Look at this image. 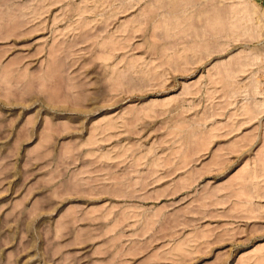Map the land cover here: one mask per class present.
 <instances>
[{
  "label": "rangeland",
  "instance_id": "1",
  "mask_svg": "<svg viewBox=\"0 0 264 264\" xmlns=\"http://www.w3.org/2000/svg\"><path fill=\"white\" fill-rule=\"evenodd\" d=\"M2 1L0 264H264V15L211 51L158 0Z\"/></svg>",
  "mask_w": 264,
  "mask_h": 264
},
{
  "label": "bare ground",
  "instance_id": "2",
  "mask_svg": "<svg viewBox=\"0 0 264 264\" xmlns=\"http://www.w3.org/2000/svg\"><path fill=\"white\" fill-rule=\"evenodd\" d=\"M2 1V0H1ZM10 1V0H9ZM150 1V0H149ZM152 1V0H151ZM155 0H153V2H154ZM220 1H223V0H158V5L160 6V8H163V14H162V16H164V19H166V22H167V19L169 20V21H171V23H172V25H174V27L173 28H178L179 29V31H182L183 33H181L182 35H179V37L177 38V39H175V41L177 42V41H180V39H182L183 40V38H185V36L187 37H191L190 39H191V41H197L198 42V40H196V39H200V38H202L203 36L205 37V39H207L206 40V46L207 47H209L208 49H210L211 48V51H212V45H211V43H210V40L212 39V35L214 34V32H216V31H214L215 30V26H217L218 25V23L220 24V26H223V22H222V15H220V16H217L216 14H215V10L216 9H218V3H220ZM4 2V0L2 1V3ZM49 2V1H48ZM51 2L53 3V1L51 0ZM232 2V1H231ZM6 3V2H5ZM44 3V2H43ZM50 3V2H49ZM49 3H47V4H49ZM51 3V4H52ZM110 3H111V1H110ZM155 3V2H154ZM234 3L235 4H237L236 5V8H233V10H232V14L231 13H229V14H231V15H229V24H231L232 22H231V20H233V23H232V26L235 28V29H238L240 26L242 27L243 26V28H244V30L246 29V26H247V28L249 27L248 26V24L250 23V24H252L253 22H255V26L257 27V29L255 30V29H253V28H256L255 26H253V28H250V29H253L252 30V33H249V28L248 29H246L245 31L242 29V32L244 31L245 33L244 34H246V33H248V34H251V36H253V37H256V38H259V36L261 37L262 36V25H261V19H262V16L264 15L260 10H258V7H256V5H255V3H254V0H235L234 1ZM0 4H1V2H0ZM113 4V3H112ZM115 4V3H114ZM133 4V3H132ZM152 4V3H151ZM3 4H1L0 5V7L2 6ZM44 5V4H43ZM129 5V4H128ZM153 5V4H152ZM112 6V5H111ZM3 7V6H2ZM4 7H5V5H4ZM44 7H46V6H44ZM156 7H158L157 5H156ZM214 7H215V9H214ZM113 8V7H112ZM126 8V7H125ZM131 8V7H130ZM95 9V8H94ZM42 10V9H41ZM150 10V9H149ZM6 12V10H4L3 9V12ZM98 11V10H97ZM115 11V10H114ZM43 12H44V10H43ZM152 12V11H151ZM150 12V13H151ZM161 12H162V9H161ZM108 13H109V11H108ZM114 13V12H113ZM111 14V13H110ZM116 14V13H115ZM114 14V15H115ZM219 14V13H218ZM0 15H1V13H0ZM4 15H5V13H4ZM3 15V16H4ZM113 15V16H114ZM157 15V14H156ZM160 15V14H159ZM150 16H151V14H150ZM217 16V17H216ZM107 17V16H106ZM109 17H111V16H109ZM143 17V16H142ZM156 17H159V16H156ZM155 17V18H156ZM0 18H2V16L0 17ZM162 18V17H161ZM3 19H7V18H2V21L1 22H3L4 20ZM105 19V18H104ZM140 20H141V18H139ZM157 19H159V18H157ZM103 22H104V20H102ZM139 21V20H138ZM152 21V20H151ZM106 22V21H105ZM148 22V21H147ZM102 23V22H101ZM108 23H109V21H108ZM149 23V22H148ZM3 24H5V23H3ZM104 24V23H103ZM145 24V23H144ZM245 24H246V26H245ZM167 25H168V23H167ZM235 25V26H234ZM106 26V25H105ZM219 26V25H218ZM217 26V27H218ZM231 26V27H232ZM230 27V28H231ZM161 28V27H160ZM227 29V30H226ZM225 29V31L226 32H228V33H230L229 32V29H228V27ZM16 30H17V27H16ZM19 30V29H18ZM217 30V29H216ZM13 31H14V28H13ZM242 32H241V34H242ZM158 33V32H157ZM228 33H227V35H228ZM15 34H16V32H15ZM218 33L216 32L214 35H217ZM247 34V35H248ZM3 35V34H2ZM165 35V34H164ZM230 35V34H229ZM166 36L168 37L169 35H167L166 34ZM223 36V35H222ZM15 37H16V35H15ZM214 37V36H213ZM0 38H1V35H0ZM7 38V37H6ZM224 38H228V37H224ZM188 39V38H187ZM215 39H217V38H215ZM165 40V39H164ZM213 41V40H212ZM180 42H182V41H180ZM180 42H179V44H180ZM194 42V43H195ZM203 42V41H202ZM205 42V41H204ZM226 42V41H225ZM171 43H174L173 41L171 42ZM170 43V44H171ZM178 43V42H177ZM191 43V42H190ZM73 44V43H72ZM72 44H70V46L72 45ZM166 44V43H165ZM213 44V43H212ZM74 45V44H73ZM164 45V44H163ZM166 45H168V43L166 44ZM173 45V44H172ZM203 45H204V43H203ZM165 46V45H164ZM260 46H262V45H260ZM263 46H264V44H263ZM95 47V46H94ZM98 47V46H97ZM204 48V47H203ZM204 49H206V48H204ZM95 50V49H94ZM98 50V49H97ZM196 50H198V49H196ZM175 51H176V49H175ZM261 51V50H260ZM259 51V52H260ZM203 52V51H202ZM210 52V51H209ZM262 52V51H261ZM113 53V52H112ZM199 53V52H198ZM204 53V52H203ZM202 53V54H203ZM207 53V52H206ZM196 54H197V52H196ZM263 54V53H262ZM112 55V54H111ZM200 55V54H199ZM198 56V55H197ZM193 57V56H192ZM203 57V55L200 57V59ZM205 57V56H204ZM203 57V58H204ZM197 59H198V57H197ZM65 61V60H64ZM72 62V61H71ZM72 65V64H71ZM71 65H69V66H71ZM65 66H66V64H65ZM62 67H63V65H62ZM67 67H68V65H67ZM68 68H70V67H68ZM91 68V67H90ZM93 68V67H92ZM66 69V68H65ZM61 70H62V68H61ZM88 70V68L85 70V72ZM92 70V69H91ZM89 71V70H88ZM93 71H94V69H93ZM233 71H235V69L233 70ZM95 73V72H94ZM87 74V73H86ZM96 74V73H95ZM98 74V73H97ZM99 76V75H98ZM101 76H103L102 75V73H101ZM100 78V77H99ZM98 78V79H99ZM100 80V79H99ZM101 81V80H100ZM80 84H83V83H80ZM87 84V83H86ZM84 85V84H83ZM80 86V85H79ZM86 86V85H85ZM79 88V87H78ZM80 88H81V86H80ZM83 88V87H82ZM101 93V92H100ZM93 94V93H92ZM95 94V93H94ZM93 94V95H94ZM98 94V93H97ZM93 95L91 96V97H93ZM89 96V95H88ZM95 96H97V95H95ZM85 97H87V95L85 96ZM85 99V98H84ZM87 99V98H86ZM84 101V100H83ZM86 101V100H85ZM94 101V100H93ZM92 101V102H93ZM91 102V103H92ZM93 104V103H92ZM81 107V106H80ZM77 109V108H76ZM85 109V108H84ZM75 110V109H74ZM79 110V109H78ZM80 111H81V109H80ZM84 111V110H83ZM89 111V110H88ZM87 112V111H86ZM79 122V121H78ZM111 124V123H110ZM116 124V123H115ZM115 124H113V126H115ZM110 126V125H109ZM112 126V124H111V127L110 128H114ZM116 127V126H115ZM132 127H135V126H132ZM132 127L130 128V129H132ZM69 128H71V127H69ZM98 128V127H97ZM104 128V127H103ZM107 128V127H106ZM110 128H108V129H110ZM102 129V128H101ZM84 130V129H83ZM94 130V129H93ZM97 130V129H96ZM99 130V129H98ZM104 131H110V130H105V129H103ZM115 130V129H114ZM127 130H128V128H127ZM104 131H102L103 133H104ZM132 131V130H131ZM131 131H128V133L130 132V133H132ZM135 132L137 131V130H134ZM98 132H100V131H98ZM101 132V133H102ZM133 134H135V133H133ZM133 134H129V135H133ZM137 134V133H136ZM106 136H109V135H105V137L103 136V138H104V140L103 141H105V139H106ZM127 136V135H126ZM94 137H95V135H94ZM110 137V136H109ZM90 138V137H89ZM88 138V139H89ZM93 139V138H92ZM102 140V139H101ZM100 140V141H101ZM107 140V139H106ZM99 141V142H100ZM90 144V143H89ZM83 146V145H82ZM100 149V148H99ZM75 150H76V148H75ZM100 151V150H99ZM103 152V151H102ZM81 153V152H80ZM106 153H108V152H106ZM71 154V153H70ZM93 154V153H92ZM100 155V154H99ZM84 156V155H83ZM71 157V156H70ZM96 158V157H95ZM77 159V158H76ZM109 159H110V157H109ZM89 161V160H88ZM87 161V162H88ZM70 163H71V160L69 161ZM73 162H74V160H73ZM65 163V162H64ZM88 163H90V161L88 162ZM92 163V162H91ZM100 163V162H99ZM96 164V163H95ZM91 165V164H90ZM135 165V164H134ZM68 166V165H67ZM87 166H88V164H87ZM107 166V165H106ZM104 167V166H103ZM134 166H133V164H132V168H133ZM87 169V168H86ZM81 172H82V170H81ZM85 172V171H84ZM81 175V174H80ZM149 175V174H148ZM197 177V176H196ZM142 178H143V176H142ZM148 178H149V176H148ZM156 178V177H155ZM160 179V178H159ZM96 180V179H95ZM94 180V181H95ZM119 180V179H118ZM117 180V184H120V186H123V185H121V182L119 183V181ZM145 180H147V177H145ZM149 181V180H148ZM151 181V180H150ZM90 182H92L91 180H90ZM96 182V181H95ZM124 183H125V181H123ZM122 182V183H123ZM77 183H78V181H77ZM130 183V182H129ZM128 183V184H129ZM148 183H152V182H148ZM76 184V183H75ZM128 184H126V185H128ZM133 184V182H131V184L130 185H132ZM136 184V183H135ZM143 184V183H142ZM84 185V184H83ZM95 185V184H94ZM97 185V184H96ZM95 185V186H96ZM137 185H138V183H137ZM145 185H147L146 184V182H145ZM76 186V185H75ZM90 186H91V184H90ZM99 186V185H98ZM113 186H115V183H114V185ZM129 186V185H128ZM126 187V186H124L123 188L125 189V187H126V190H127V192H128V188L130 187H132L131 188V190H133V185L132 186H129V187ZM135 187H136V185H134ZM86 187H88V186H86ZM92 187V186H91ZM101 187V186H100ZM99 187V188H100ZM116 187H117V185H116ZM143 187V186H142ZM94 189H95V187H93ZM103 188H104V186H103ZM102 188V189H103ZM122 188V187H121ZM123 188H122V190H123ZM129 188V189H130ZM85 189V188H84ZM90 189V188H89ZM93 189V190H94ZM97 189V188H96ZM102 189L100 188V189H98L97 190V192H95L94 194H102V192L104 191V189H103V191H102ZM117 190H118V188H116ZM120 189V188H119ZM135 189V188H134ZM102 192H101V191ZM131 190H129V191H131ZM137 190V189H136ZM136 190H133V191H136ZM54 191V190H53ZM52 191V193L54 194V192ZM72 191V190H71ZM75 191H77V190H75ZM100 191V192H99ZM87 192V191H86ZM89 192V191H88ZM92 192V191H91ZM164 192V191H163ZM68 193V192H67ZM70 193V192H69ZM78 193V192H77ZM84 193V192H83ZM105 193V192H104ZM110 193V192H109ZM126 193V192H125ZM132 192H130V195L129 196H131V195H133V194H131ZM161 193V192H160ZM59 194H60V192H59ZM119 194V193H118ZM69 195V194H68ZM162 195H163V193H162ZM72 196V195H71ZM92 196V195H91ZM119 196V195H118ZM152 196V195H151ZM150 196V197H151ZM157 196V195H156ZM47 197V196H46ZM49 197V196H48ZM97 198V197H96ZM157 198V197H156ZM54 203V202H53ZM52 204V203H51ZM48 208H50L49 206H48ZM46 209V208H45ZM75 212V211H74ZM127 214H129V213H127ZM118 215V214H117ZM125 215V214H124ZM133 215V214H132ZM105 217V216H104ZM126 217H127V215H126ZM128 217H129V215H128ZM102 219V218H101ZM124 219H125V216H124ZM124 219H122L121 221H123V222H125L124 221ZM125 220H127V219H125ZM164 220V219H163ZM185 220V219H184ZM183 221V220H182ZM161 222H162V219H161ZM160 222V223H161ZM154 223V222H153ZM160 223H158V224H160ZM177 223V222H176ZM181 223H183V222H181ZM119 224V223H118ZM121 225V224H120ZM127 224H125V226H126ZM142 225V224H141ZM140 225V226H141ZM181 224H179V226H180ZM122 226V225H121ZM115 227V226H114ZM130 227V226H129ZM139 227V226H138ZM174 227H175V225H174ZM100 228H101V226H100ZM147 228V227H146ZM149 228V227H148ZM121 229V228H120ZM120 229H118V230H120ZM126 229V228H125ZM122 230H123V228H122ZM136 230V229H135ZM151 230V229H150ZM94 231H95V229H94ZM115 231V230H114ZM137 231V230H136ZM139 232V231H138ZM102 233V232H101ZM118 233V232H117ZM121 233V232H120ZM119 233V234H120ZM103 234V233H102ZM131 234H132V232H131ZM139 234H141V233H139ZM151 234V233H150ZM152 234H154V232L152 233ZM122 235V234H121ZM134 235L136 236V234L134 233ZM99 236V235H98ZM119 236V235H118ZM118 236H116V237H118ZM124 236H125V234H124ZM132 236V235H131ZM149 236V235H148ZM154 236V235H153ZM156 236V235H155ZM96 237H97V235H96ZM94 238V237H93ZM156 238V237H155ZM116 239V238H115ZM130 239V238H129ZM114 241V240H113ZM117 241H118V239H117ZM108 242V241H107ZM120 242V241H119ZM146 243V242H145ZM144 243V244H145ZM148 243V242H147ZM150 243V242H149ZM109 244V243H108ZM111 245V244H110ZM109 245V246H110ZM117 245V244H116ZM131 245V244H130ZM135 246V245H134ZM143 246H145L146 247V244L145 245H143ZM113 247V245L112 246H110V248L108 247V248H106L107 250L106 251H108V250H111V248ZM117 247V246H116ZM120 247H121V243H120ZM127 247H129V246H127ZM131 247H133V246H131ZM130 247V248H131ZM117 248H119V245H118V247ZM122 248V247H121ZM120 248V249H121ZM130 248H128V251L129 250H131L132 251V248L130 249ZM133 248H136V247H133ZM137 248L139 249V247L137 246ZM136 248V249H137ZM142 248H144V247H142ZM119 249V250H120ZM137 249V250H138ZM140 249H141V247H140ZM105 249H103V251H104ZM101 252H102V250H101ZM116 252V251H115ZM114 251H113V253H115ZM139 252V251H138ZM112 253V254H113ZM117 253V252H116ZM123 253H127V252H124L123 251ZM134 254L133 252H130V254ZM97 254H98V252H97ZM103 254H107V252H103ZM110 256H112L111 254H109ZM114 255H116V254H113V256ZM119 255H120V251H119ZM119 255H118V261H119V258L121 257H119ZM122 255H124V254H122ZM116 257V256H115ZM123 257V256H122ZM112 259H113V257H112ZM115 259V258H114ZM116 260V259H115ZM112 261H114V260H112ZM119 262H122L121 260L119 261ZM111 263V262H110ZM117 264H120V263H118V262H116ZM115 263V264H116ZM123 263V262H122ZM109 264V263H108ZM114 264V263H113ZM146 264V263H145Z\"/></svg>",
  "mask_w": 264,
  "mask_h": 264
},
{
  "label": "crops",
  "instance_id": "3",
  "mask_svg": "<svg viewBox=\"0 0 264 264\" xmlns=\"http://www.w3.org/2000/svg\"><path fill=\"white\" fill-rule=\"evenodd\" d=\"M264 2V0H262Z\"/></svg>",
  "mask_w": 264,
  "mask_h": 264
}]
</instances>
